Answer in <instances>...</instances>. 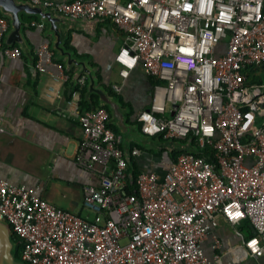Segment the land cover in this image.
<instances>
[{"label": "built area", "instance_id": "1", "mask_svg": "<svg viewBox=\"0 0 264 264\" xmlns=\"http://www.w3.org/2000/svg\"><path fill=\"white\" fill-rule=\"evenodd\" d=\"M29 2L73 20L109 21L123 37L115 56L121 78L142 69L154 82L150 107L138 116L141 131L192 150L165 174L142 173L139 195H128L123 136L109 127L108 111L76 106L84 133L77 160L99 179L83 202L95 217L57 208L0 175V222L21 240L22 263L224 264L222 221L237 228L250 222L257 231L231 253L264 258V85L248 78L264 67V0ZM10 31L0 17V53L18 60L22 49L5 42ZM35 57L38 72L56 68L70 80L49 43ZM87 85L80 78L73 98ZM144 154L131 152L136 159Z\"/></svg>", "mask_w": 264, "mask_h": 264}, {"label": "crops", "instance_id": "2", "mask_svg": "<svg viewBox=\"0 0 264 264\" xmlns=\"http://www.w3.org/2000/svg\"><path fill=\"white\" fill-rule=\"evenodd\" d=\"M120 1L126 3L128 0ZM4 18L11 24L8 17ZM23 32L32 52H36L44 42L53 49L54 40L49 33V26L41 20L32 27L26 25ZM71 36L73 46L88 57L84 61L98 66L105 84L122 86L119 95L135 111V119L150 107L153 90L145 72L139 69L126 81L120 76L115 56L123 43V37L109 21L87 22V26L72 31ZM35 63L34 53L33 58H30L23 51L22 58L18 60L9 59L0 53V175L13 185H26L38 191L44 200L57 208L91 220L83 204L85 189L90 184H99V179L94 170L81 166L77 160L79 146L84 139L75 112L76 106L83 110L82 94L77 100L73 98L78 83L75 78L78 69H74L73 78L69 76L70 80L65 81L56 68L44 74L35 69ZM64 68L65 72L70 71L66 63ZM88 86L89 80L87 89ZM91 97L86 96L87 99ZM1 129L5 132H1ZM137 161L143 171L154 167L146 154L137 158ZM161 169L164 170L159 166L158 170ZM5 227L12 236L14 257L17 245L13 233L7 225ZM242 228L243 225L237 228L221 222L217 234L222 242L223 263L264 264V258H242L231 253L232 249L242 248L244 240L250 238ZM212 246V241L206 245L211 261Z\"/></svg>", "mask_w": 264, "mask_h": 264}, {"label": "water", "instance_id": "3", "mask_svg": "<svg viewBox=\"0 0 264 264\" xmlns=\"http://www.w3.org/2000/svg\"><path fill=\"white\" fill-rule=\"evenodd\" d=\"M0 13L11 20V31L6 37V44L9 47H20L25 54L33 58L32 50L24 36V28L27 23L24 17L38 18L49 26V33L53 36V50L58 54L59 59L65 60L68 70L78 69L76 80L87 77L89 80L88 97L96 95L100 98L102 105L109 107L112 114L111 123L116 125L124 138V150L127 158L131 157V144L135 143L146 150L162 152H189L192 150L190 144L176 141H160L145 135L141 129L127 123L128 109L124 108L109 93L98 86L95 70L84 60L77 59L74 54L66 48V43L71 37L72 31H78L87 26V22L73 20L57 15L53 11H47L42 7L34 6L31 2L20 0H0ZM6 224L0 222V264H20L13 257V241ZM251 229L254 235L257 231L253 226Z\"/></svg>", "mask_w": 264, "mask_h": 264}, {"label": "trees", "instance_id": "4", "mask_svg": "<svg viewBox=\"0 0 264 264\" xmlns=\"http://www.w3.org/2000/svg\"><path fill=\"white\" fill-rule=\"evenodd\" d=\"M0 17H4L1 13H0ZM25 22L27 23L28 26L32 27L34 23H39L40 20L38 18H29V17H24ZM27 31V29H25ZM48 39L50 41H52V38L50 36H48ZM72 36L71 38L68 40V42L66 43V48L71 51L74 56L79 59V60H84L87 59L88 57L85 55H82L78 52V50L73 46L72 44ZM18 47V46H16ZM32 53L35 52L33 51ZM54 56H55V61L61 65H63L65 67V62L63 60H60L57 56V53L54 52ZM90 67L92 69L95 70L96 73V78L98 81V86L103 88L104 90H106L109 95L114 98L115 100H117L124 108L129 109V114L127 116V123L133 126H137V127H141V124L138 122V116L137 115V119L134 118L135 115V111L131 108L130 105L126 104V102L124 101L123 97L119 94H116L113 90V87L110 85H107L104 83V79L102 76V73L100 71V69H98V66L95 65L94 63H89ZM67 74L69 76H71L73 78V76L75 75V70H70L67 71ZM248 78L251 84H258V85H264V67L262 68H253L250 71H248ZM151 85L153 87L154 82L153 80H151ZM75 89H78V87H76ZM87 92L88 89H84L81 90V94H82V107L84 111H89V112H93V111H97L100 109H104L106 111H108V113L110 114V122H109V127L117 134H120V130L117 126L113 125L111 123V119H112V114L109 110V107L104 106L100 103V98L96 95H93L90 99H87ZM144 111V110H143ZM158 140L160 141H164V137L161 136L158 138ZM140 149L142 150L147 156H149V158L151 159L154 167H152L151 169H148L149 171H143L142 168L139 166L138 161L136 158H134L132 155L131 157L128 159L127 158V163H128V170L126 172V179H127V194L128 195H139V188H138V179L140 177V175L144 172H159L161 174H165L166 171L169 169V167L172 165V163H174V161L184 152H174V153H170V152H162V153H157L155 151H151V150H146L143 147L132 143L131 144V152L134 149ZM159 166H162L164 170H158ZM9 229L11 230V232L13 233L11 227H9ZM243 232L245 234H248V237H252L254 236V234L251 232V228H250V222H246L243 225L242 228ZM13 239L14 242L17 245V250L14 253V257L16 259V261L18 263H22L21 259H20V254L22 253L23 250V244L21 242V240L13 234Z\"/></svg>", "mask_w": 264, "mask_h": 264}, {"label": "rangeland", "instance_id": "5", "mask_svg": "<svg viewBox=\"0 0 264 264\" xmlns=\"http://www.w3.org/2000/svg\"><path fill=\"white\" fill-rule=\"evenodd\" d=\"M87 215H89V217H91V219H94L95 214L93 212L88 211ZM20 258H21V254H20Z\"/></svg>", "mask_w": 264, "mask_h": 264}]
</instances>
